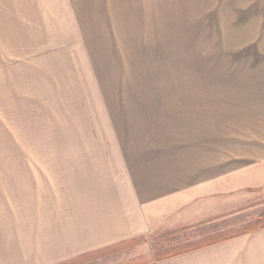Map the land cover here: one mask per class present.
<instances>
[{"label": "crops", "instance_id": "crops-1", "mask_svg": "<svg viewBox=\"0 0 264 264\" xmlns=\"http://www.w3.org/2000/svg\"><path fill=\"white\" fill-rule=\"evenodd\" d=\"M221 8L237 79L217 82L216 96L200 98V120L169 132L177 141L165 142L157 164L138 162L134 173L133 164L95 157L63 161L49 172L32 161L0 160V264H55L150 234L161 226L166 201L175 199L169 226L219 235L146 264H264V227L219 240L264 212V0H221ZM4 25L0 122L23 91L31 95L25 90L40 67L37 53L17 45Z\"/></svg>", "mask_w": 264, "mask_h": 264}, {"label": "rangeland", "instance_id": "rangeland-1", "mask_svg": "<svg viewBox=\"0 0 264 264\" xmlns=\"http://www.w3.org/2000/svg\"><path fill=\"white\" fill-rule=\"evenodd\" d=\"M2 22L17 45L37 53L40 67L25 90L31 95L23 91L3 112L0 160L32 161L49 172L95 157L133 164L134 173L138 162L157 164L165 142L177 141L169 132L200 120V98L237 79L221 0H0ZM166 202L158 230L89 264L150 261L219 235L169 226L177 199Z\"/></svg>", "mask_w": 264, "mask_h": 264}, {"label": "trees", "instance_id": "trees-1", "mask_svg": "<svg viewBox=\"0 0 264 264\" xmlns=\"http://www.w3.org/2000/svg\"><path fill=\"white\" fill-rule=\"evenodd\" d=\"M262 227H264V212L255 221L251 222L250 224H247V226L244 229L242 228L241 231L230 232L226 236L221 237L219 240L228 239V238L234 237L236 235H239L242 232H250V231H254V230H257L259 228H262ZM176 233H177V231H172V232H167L166 234H163V235L168 236V235H172V234L174 235ZM142 237H144V236L129 238V239H126V240H123V241H120V242H117V243H114L111 245L103 246V247L98 248V249H94V250H91V251H88L85 253L78 254L74 257H71V258H68L66 260L57 262L55 264H89V263H92V262L99 260L100 258H103L107 255H110L112 253H117L121 250L129 249L131 247H134V246L140 244V238H142ZM158 239H160V238H158ZM209 243H212V241H203L199 244L189 245V246H186L185 248L177 249V250L176 249H170L167 252H161L159 254H156V257L150 261H145L143 259V257L140 256V257H138L139 260L136 264H146V263L151 262L153 260H156V261L162 260V259H165L168 257L175 256L177 254L198 248L199 246L207 245ZM126 264H135V263H133V261H131V262H128Z\"/></svg>", "mask_w": 264, "mask_h": 264}]
</instances>
